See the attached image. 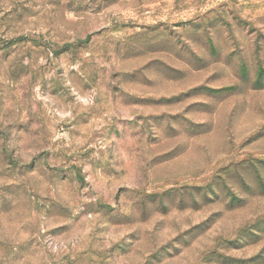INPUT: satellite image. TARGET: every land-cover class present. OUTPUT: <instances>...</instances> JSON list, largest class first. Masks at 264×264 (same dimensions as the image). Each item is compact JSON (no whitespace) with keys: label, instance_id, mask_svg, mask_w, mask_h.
I'll use <instances>...</instances> for the list:
<instances>
[{"label":"rangeland","instance_id":"1","mask_svg":"<svg viewBox=\"0 0 264 264\" xmlns=\"http://www.w3.org/2000/svg\"><path fill=\"white\" fill-rule=\"evenodd\" d=\"M0 264H264V0H0Z\"/></svg>","mask_w":264,"mask_h":264}]
</instances>
